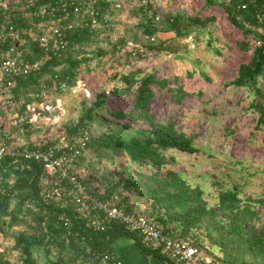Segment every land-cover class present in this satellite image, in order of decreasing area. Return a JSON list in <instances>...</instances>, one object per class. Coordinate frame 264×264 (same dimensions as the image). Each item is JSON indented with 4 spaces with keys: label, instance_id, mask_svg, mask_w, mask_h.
Here are the masks:
<instances>
[{
    "label": "trees",
    "instance_id": "16d2710c",
    "mask_svg": "<svg viewBox=\"0 0 264 264\" xmlns=\"http://www.w3.org/2000/svg\"><path fill=\"white\" fill-rule=\"evenodd\" d=\"M45 1L35 0L29 4V0H9L14 7L13 22L27 30L38 20L29 10ZM153 2L132 3L135 5L133 14L138 17L135 26L141 31L132 35L134 44L145 37L142 42L145 47L165 50L167 38L158 33L173 32L177 37H191L197 46L202 44L215 61L235 63L236 70L228 83L247 91L249 107L257 113L255 129H259L264 123V22L259 21L256 14L264 9V0H203L195 9L173 1L160 11L154 8ZM122 6H114L111 0H98L94 5L99 21L108 12L112 11L113 16ZM2 15L0 11V20ZM75 17L88 19L82 11L71 8L66 18ZM97 25L89 22L74 27L68 35L65 54L48 58L37 69L16 78L10 88V104L21 101L19 112L23 115L22 128L13 136L17 144L31 148L53 145L70 151L68 145L60 144L59 136L43 142L33 139L32 133L38 126L25 103L33 101L28 95L31 89L54 78L64 80L66 86H58L53 97H63L64 91L69 96L73 93L70 87L81 76L82 64L88 72L90 55H100L90 45L97 43ZM23 35L22 47L28 48L23 58L37 57L40 49L27 32ZM143 50L134 46L132 52L129 51L127 60L131 67L119 74L111 88L113 94L132 91V103L127 111L108 108L109 95L100 89L95 96L81 99L77 121L65 125L68 144L74 142L72 135L78 134L81 126L89 132L86 148L74 159L75 165L81 167L79 178L91 194L130 209V196L121 194L117 182L108 183L104 176L105 189L100 190L101 184L96 180L101 176L99 169L90 166L94 155L111 158L121 152L130 163L136 164L135 176L125 177L123 183L139 189L140 195L147 198L145 215L157 220L164 231L187 239L217 264H264V218L256 208L258 203L264 204V200L251 194H239L235 185L219 187L216 201L208 204L199 184L191 183L179 170L169 166L175 160L172 151L193 153L198 146L192 134L177 128L172 121H158L147 108L156 92L154 84L167 88L176 100H180L186 90L182 84H169L167 76L158 77L155 69L143 72L137 64ZM99 110H103V114L98 113ZM142 120L146 123L140 125ZM3 129L4 126L0 127V136ZM142 165L149 167L150 172L142 171ZM13 168H25V174L7 180L8 170ZM0 176V234L14 242L13 246L18 249V256L10 259L0 245V264H105L102 255L113 254L112 242L123 235L132 237L143 251L168 257L162 244L143 240L138 230L127 228L119 220L102 217L101 227L96 228L72 202L47 196L44 189L47 170L37 159L21 157L14 161L6 155L0 163ZM61 216L68 217L70 223L66 225ZM174 261L170 263L180 264Z\"/></svg>",
    "mask_w": 264,
    "mask_h": 264
},
{
    "label": "rangeland",
    "instance_id": "374dc122",
    "mask_svg": "<svg viewBox=\"0 0 264 264\" xmlns=\"http://www.w3.org/2000/svg\"><path fill=\"white\" fill-rule=\"evenodd\" d=\"M151 1H154V8L158 11L173 1L192 9L203 2ZM119 2L123 5L119 11L113 16L112 11L106 14L109 22L104 25L100 22L97 25V43H90L100 55H90L87 63L91 67L88 72L82 64L83 72L78 77L82 79V85L88 87V92L78 83L74 86L76 91L70 93V96L64 91L62 109L52 111L54 117L51 120L38 118L35 122L38 130L32 133L33 139L43 142L59 136L60 144H64L67 141L65 125L77 121L81 99L84 96H95L100 89L108 90V108L127 111L132 103V91L113 94L111 88L119 74L131 67L127 60L129 51L132 52L134 46H140L144 49V54L137 64L143 72L155 69L158 77L167 76L169 84H182L186 90L181 99L176 100L167 88H158L154 84L156 92L147 108L149 114L158 121H172L177 128L192 134L198 146V150L193 153L172 151L175 160L169 166L179 170L191 183L199 184L208 204L216 201L219 187L229 188L235 185L238 186L239 194H251L264 200V123L259 129H255L257 113L249 107L247 91L228 83L236 70L235 63L230 60L217 62L202 44L197 46L191 37H177L173 32L158 33L162 38H167L165 50L157 51L145 47L142 45L145 37L134 44L132 35L141 32L135 26L138 21V17L133 14L135 5L129 0ZM113 5L116 6L114 3ZM129 28L133 29L129 31ZM50 94L54 95L55 92ZM98 113L103 114V110ZM107 115L111 117L110 114ZM144 123L146 122L142 120L140 125ZM92 159L90 166L98 167L101 175L96 179L101 184L100 190L105 189L106 182H117V189L121 194L130 196L131 200L133 197L138 201L147 200L140 195L139 189L123 183L125 177L135 176L136 164L130 163L121 152H116L111 158L94 155ZM140 169L150 172L145 165ZM79 170L81 173V167ZM104 176L109 181L105 182L102 178ZM256 208L264 218V204L258 203ZM13 243L0 234V245L5 248V254L10 259L18 256V249Z\"/></svg>",
    "mask_w": 264,
    "mask_h": 264
},
{
    "label": "built area",
    "instance_id": "2783aa9c",
    "mask_svg": "<svg viewBox=\"0 0 264 264\" xmlns=\"http://www.w3.org/2000/svg\"><path fill=\"white\" fill-rule=\"evenodd\" d=\"M35 0H29L33 4ZM98 0H46L42 4L29 10L38 20L25 30L19 27L12 20L14 7L9 4V0H0V88L4 90V97L0 110V127L4 126L3 134L0 136V163L4 156L9 155L13 160L19 158L37 159L47 170L45 179V194L56 199H64L72 202L76 210L82 216H88L89 221L96 228L101 227V218L116 219L122 222L131 230H138L143 240L162 244L163 250L168 251L171 258L183 264H217L210 256L202 253L196 245L185 238L178 237L164 231L161 224L141 212L127 209L124 205L111 199H103L91 194L79 178L80 170L74 163L75 157L86 148L89 139L87 128L81 126L78 134H74L72 144L64 142L66 148L54 147L31 148L26 144H17L13 139L14 134L21 130L23 115L19 112L22 102L17 101L10 104L11 87L19 76H25L34 69H37L42 62L53 56L65 54L68 45V35L71 30L79 25L92 24L104 25L109 22V17L104 16L99 21L98 10L94 7ZM109 1V0H106ZM116 6L120 5L119 0H111ZM131 3L146 4L150 0H129ZM242 7L245 4L241 5ZM82 11L88 19L83 21L75 17L67 19L70 9ZM259 21L264 22V9L256 14ZM27 32L36 47L40 49V54L33 59H25L22 54L28 48L22 47L24 33ZM82 79L77 78L76 83L70 87L71 92H75L74 86L78 83L85 92L88 87L82 85ZM58 86H66L64 80L52 79L49 83H43L37 89L28 92L33 101L25 103V108L31 112V118L36 122L39 117L51 120L54 110H61L63 97L56 95L53 97L50 92L58 91ZM108 91V90H106ZM4 108V110H3ZM4 111V112H3ZM64 138V137H63ZM1 177V176H0ZM9 178L7 177V180ZM10 180V179H9ZM63 222L68 225V217L61 216ZM105 264H120L113 254L108 252L102 255ZM123 264V263H122Z\"/></svg>",
    "mask_w": 264,
    "mask_h": 264
},
{
    "label": "crops",
    "instance_id": "0c3cea01",
    "mask_svg": "<svg viewBox=\"0 0 264 264\" xmlns=\"http://www.w3.org/2000/svg\"><path fill=\"white\" fill-rule=\"evenodd\" d=\"M3 97L4 90L0 88V104H2ZM25 170L26 169L23 168L20 172L18 169H9L8 178L12 180L11 177L15 178L16 176H22L25 174ZM128 201L130 210L135 212L139 211L145 214L148 206L147 200L138 201L133 197V200L130 198ZM112 253L118 260L124 262L125 264H171L170 262L173 261L168 253L167 257L166 255L160 256L153 252L143 251L141 246L135 243L132 237L127 235L120 236L112 242ZM174 263L183 264L182 262L175 261Z\"/></svg>",
    "mask_w": 264,
    "mask_h": 264
},
{
    "label": "clouds",
    "instance_id": "9594fccd",
    "mask_svg": "<svg viewBox=\"0 0 264 264\" xmlns=\"http://www.w3.org/2000/svg\"><path fill=\"white\" fill-rule=\"evenodd\" d=\"M107 90V89H106ZM108 92V91H107Z\"/></svg>",
    "mask_w": 264,
    "mask_h": 264
}]
</instances>
